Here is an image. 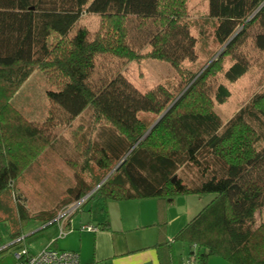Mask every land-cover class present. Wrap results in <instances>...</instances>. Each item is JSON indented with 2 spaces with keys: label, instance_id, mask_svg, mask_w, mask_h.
I'll return each instance as SVG.
<instances>
[{
  "label": "trees",
  "instance_id": "obj_1",
  "mask_svg": "<svg viewBox=\"0 0 264 264\" xmlns=\"http://www.w3.org/2000/svg\"><path fill=\"white\" fill-rule=\"evenodd\" d=\"M187 1L0 0V224L14 244L33 224L57 225L58 212L86 196L66 229L86 204L109 226L110 201L152 198L159 202L156 246L170 264L174 243L188 246L186 262L218 256L264 264V90L228 119L219 112L231 96L227 83L251 66L249 51L264 56V0H208L200 24L188 20ZM89 13L100 16L99 29L81 25L73 33ZM213 44L223 49L201 74L203 65L187 66L202 54L209 62ZM99 57L111 63L96 76ZM142 59L169 63L176 84L140 91L123 70ZM35 70L68 120L89 114L71 132L73 154H63L79 183L57 210L40 215L29 213L20 182L56 148L57 122L52 110L44 122L31 121L12 101ZM204 194L214 197L168 241L167 202ZM4 238L0 228V247Z\"/></svg>",
  "mask_w": 264,
  "mask_h": 264
},
{
  "label": "rangeland",
  "instance_id": "obj_2",
  "mask_svg": "<svg viewBox=\"0 0 264 264\" xmlns=\"http://www.w3.org/2000/svg\"><path fill=\"white\" fill-rule=\"evenodd\" d=\"M187 14L190 22L200 24L208 15V0H188ZM100 20V16L95 13L84 14L72 32L74 33L77 27L83 25L89 29L91 34H94L99 29ZM193 32L196 33L194 29ZM212 48L217 50V52L209 62H206V57L202 54L196 63H193V65L188 63L187 66L197 70L200 65H203L199 72L201 74L223 49L222 47L218 48L214 44ZM249 58L251 66L248 72L235 83H227L231 96L220 106L219 112L223 119L233 116L256 93L264 90V56L257 51H249ZM228 60L225 62L226 66L230 62ZM97 62L99 70L97 69L96 76L105 71L111 63V59L99 57ZM123 73L140 91H146L161 83L172 86L176 84L178 78L176 71L169 63L153 59L132 61L124 68ZM218 77L219 80H222V74H219ZM53 88L43 72L35 70L12 99L13 104L31 121L44 122L52 110L57 122L54 129V134L57 138L55 142L56 148L48 149L31 170L23 176L20 182V188L26 198L29 213L32 215H40L44 212L57 210L59 203L66 198L65 196L69 189L78 185L80 180L78 178L79 174L67 164L65 161L66 156L64 155L70 156V154H73L68 144L71 142V132L74 128L80 126L81 122H88L89 114L85 111L74 120H68L69 116L47 97V91ZM84 176L86 177V174H82L80 178ZM193 196H195L193 198H200L198 195ZM202 196V206L206 205L214 197L213 194H204ZM90 207L91 204L82 206L79 213L74 217L75 223L101 219L98 210L93 209V211H90ZM68 208L69 206L59 211L57 218L68 212ZM263 217L264 209L258 219L262 220ZM55 227L56 225L53 224L42 229L43 226L33 224L24 230L26 239L20 244H14L17 239L9 236L8 226L0 224L1 231L5 237L4 244L0 247V264H13L14 253L23 248H28L32 253H37L47 247L49 243H53L52 235ZM50 245H53L52 248H56L54 244Z\"/></svg>",
  "mask_w": 264,
  "mask_h": 264
},
{
  "label": "crops",
  "instance_id": "obj_3",
  "mask_svg": "<svg viewBox=\"0 0 264 264\" xmlns=\"http://www.w3.org/2000/svg\"><path fill=\"white\" fill-rule=\"evenodd\" d=\"M193 197L195 196H178L167 202L165 218L168 222V241L197 214L194 212H199L205 206H202L203 196ZM182 205L184 206L181 207ZM159 215V202L156 199L110 201L109 226L103 224L106 220L104 215L97 221L84 223H75L73 217L68 233L63 238H58L59 226L56 225L52 241H55L53 244L56 249L79 252L80 264H170L166 253L161 254L156 246ZM86 224L99 226L100 229L97 232L81 230V226ZM50 244L52 243L48 245ZM173 247V264H185L189 257L188 246L174 243ZM207 264L231 263L222 257L213 256L208 259Z\"/></svg>",
  "mask_w": 264,
  "mask_h": 264
},
{
  "label": "built area",
  "instance_id": "obj_4",
  "mask_svg": "<svg viewBox=\"0 0 264 264\" xmlns=\"http://www.w3.org/2000/svg\"><path fill=\"white\" fill-rule=\"evenodd\" d=\"M88 196L83 199L71 204L68 208V212L63 215H60L57 220L64 219L63 221L58 222L59 226V235L58 238H63L67 235L68 231L65 228L64 221L68 219L87 199ZM99 226L86 224L81 226V230H86L89 232H97ZM196 246L194 245V249ZM80 254L77 251L62 250L52 248L51 245L43 248L37 253H32L28 248H23L16 253H14V262L13 264H80ZM185 264H195L194 261L188 260Z\"/></svg>",
  "mask_w": 264,
  "mask_h": 264
},
{
  "label": "water",
  "instance_id": "obj_5",
  "mask_svg": "<svg viewBox=\"0 0 264 264\" xmlns=\"http://www.w3.org/2000/svg\"><path fill=\"white\" fill-rule=\"evenodd\" d=\"M159 119H160V118H159ZM159 119H158V120H159ZM158 120H157V121H158ZM156 123H157V122H156ZM101 183H102V182H101ZM101 183H100L95 189H97V188L101 185Z\"/></svg>",
  "mask_w": 264,
  "mask_h": 264
}]
</instances>
